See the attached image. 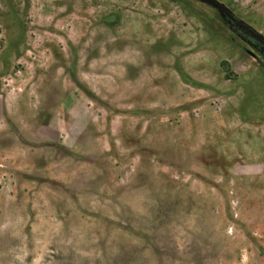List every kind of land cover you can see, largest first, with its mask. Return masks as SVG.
<instances>
[{
	"label": "rangeland",
	"instance_id": "rangeland-1",
	"mask_svg": "<svg viewBox=\"0 0 264 264\" xmlns=\"http://www.w3.org/2000/svg\"><path fill=\"white\" fill-rule=\"evenodd\" d=\"M0 0V264H264V0Z\"/></svg>",
	"mask_w": 264,
	"mask_h": 264
},
{
	"label": "water",
	"instance_id": "water-1",
	"mask_svg": "<svg viewBox=\"0 0 264 264\" xmlns=\"http://www.w3.org/2000/svg\"><path fill=\"white\" fill-rule=\"evenodd\" d=\"M202 1L210 4L212 7L221 11L230 21L235 22V23H239L237 21V19L232 15V13L226 7H224L222 4H220L218 1H216V0H202Z\"/></svg>",
	"mask_w": 264,
	"mask_h": 264
}]
</instances>
